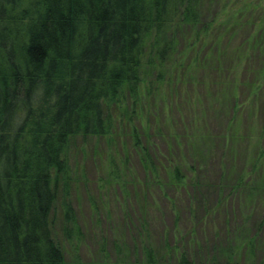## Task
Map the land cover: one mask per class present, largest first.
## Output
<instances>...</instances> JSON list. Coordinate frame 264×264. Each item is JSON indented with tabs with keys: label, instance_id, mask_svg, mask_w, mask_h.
Here are the masks:
<instances>
[{
	"label": "trees",
	"instance_id": "obj_1",
	"mask_svg": "<svg viewBox=\"0 0 264 264\" xmlns=\"http://www.w3.org/2000/svg\"><path fill=\"white\" fill-rule=\"evenodd\" d=\"M212 1L0 0V264H67L51 214L59 178L67 185L68 151L75 139L109 138L119 123L114 110L127 113L122 107L129 98L140 106L146 80L150 96L160 85L189 84L193 72H209L206 63L217 61L211 72L221 71L225 51L214 58L207 50L199 57L221 27L222 44L249 26L254 31L245 44L252 50L261 45L264 6L256 21H243L241 9L225 22L222 15L206 14ZM136 115L127 117L135 121ZM144 160L156 174L146 154ZM172 173L174 187H185L181 167ZM203 207L208 215L214 209ZM64 212V236L79 240L70 204ZM174 238L164 245L161 260L149 238L143 240L144 264H170L167 256H175L172 264H264L256 263L255 237L246 243L243 262L237 255L240 246L227 251L209 244L204 256V247L197 251L195 244Z\"/></svg>",
	"mask_w": 264,
	"mask_h": 264
},
{
	"label": "rangeland",
	"instance_id": "obj_2",
	"mask_svg": "<svg viewBox=\"0 0 264 264\" xmlns=\"http://www.w3.org/2000/svg\"><path fill=\"white\" fill-rule=\"evenodd\" d=\"M227 1L226 12L221 11L225 0H213L206 14L222 15L220 21L226 22L244 9L242 20L253 22L264 6V0ZM252 31L241 28L222 44L221 27L199 54L210 50L215 58L225 51L221 71L211 72L217 61L206 63L209 72L194 70L189 84L160 85L150 96L146 80L140 106L129 98L122 107L127 113L114 110L119 123L109 138L72 142L67 185L59 178L51 214L67 264H144L147 237L161 260L164 245L174 243L175 235L197 251L204 247V256L209 244L227 251L240 246L242 262L246 243L255 237L256 263H264V34L252 50L244 42ZM182 50L181 44L178 53ZM184 60L189 67L191 56ZM133 113L135 121L127 117ZM144 154L156 174L145 166ZM178 166L185 187L173 185ZM66 204L81 232L74 242L63 234ZM203 205L214 209L208 215ZM189 231L193 234L187 236ZM175 259L167 256L170 264Z\"/></svg>",
	"mask_w": 264,
	"mask_h": 264
}]
</instances>
